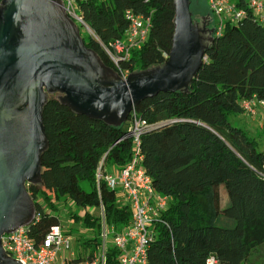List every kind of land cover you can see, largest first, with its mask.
Wrapping results in <instances>:
<instances>
[{"label": "trees", "instance_id": "1", "mask_svg": "<svg viewBox=\"0 0 264 264\" xmlns=\"http://www.w3.org/2000/svg\"><path fill=\"white\" fill-rule=\"evenodd\" d=\"M244 7L242 20L213 34L187 93H159L133 108L138 119L160 125L142 136L141 155L155 192L170 198L154 225L147 264H206L211 256L221 264H252L264 245V151L230 121L245 113L242 101L264 99V24ZM77 11L92 32L83 38L87 48L116 72L103 45L124 38L127 11L150 17L151 28L120 69L130 75L168 60L174 0H77ZM132 116L131 111L125 123L111 126L48 98L42 109L47 140L40 158L42 184L27 185L36 210L28 232L32 239L40 242L60 226L55 205L60 200L85 210L102 205L106 224L118 230L130 223V207L105 183L98 190L96 177L101 165L120 171L131 161L133 141L123 137ZM82 218L96 236L82 240L79 249L94 251L101 244V220L88 212ZM117 254L110 249L109 264Z\"/></svg>", "mask_w": 264, "mask_h": 264}, {"label": "water", "instance_id": "2", "mask_svg": "<svg viewBox=\"0 0 264 264\" xmlns=\"http://www.w3.org/2000/svg\"><path fill=\"white\" fill-rule=\"evenodd\" d=\"M174 36L166 63L124 80L87 48L62 0L0 3V264L1 237L36 219L27 185H41L47 147L42 109L49 94L73 112L119 127L133 108L159 93H187L213 43L194 22L191 0H174ZM213 33V31L211 32Z\"/></svg>", "mask_w": 264, "mask_h": 264}, {"label": "built area", "instance_id": "3", "mask_svg": "<svg viewBox=\"0 0 264 264\" xmlns=\"http://www.w3.org/2000/svg\"><path fill=\"white\" fill-rule=\"evenodd\" d=\"M243 1V2H242ZM207 0L212 18L215 20L214 35H221L227 22L237 23L244 18L247 6L255 15L256 21L264 24V0ZM68 16L76 24L88 26L77 11V0H62ZM239 3L241 6H239ZM129 29L121 40L103 45L112 63L119 69V75L126 80L128 71H122L120 64L130 60L133 50L140 49L147 41L151 28V18L127 11ZM245 113L256 115L264 109V99L256 96L241 102ZM132 120L124 139L133 141L131 161L120 171L109 172L102 165L97 172V188L101 182L120 196L122 203L131 209L130 223L116 229L106 224L104 207L100 217L101 244L96 250H75L70 234H65L61 226L51 227L40 242L29 236L30 226L18 228L15 232L1 237L4 253L21 264H109V251L116 249L115 264H147L148 248L155 238L154 225L161 214L168 209L170 198L155 192L152 179L143 167L141 155L142 136L157 128L138 119L132 110ZM84 253L86 256H83ZM206 264H221L211 256Z\"/></svg>", "mask_w": 264, "mask_h": 264}, {"label": "rangeland", "instance_id": "4", "mask_svg": "<svg viewBox=\"0 0 264 264\" xmlns=\"http://www.w3.org/2000/svg\"><path fill=\"white\" fill-rule=\"evenodd\" d=\"M191 13L194 22H196L200 27H205L207 30V37L213 36L216 22L210 16L209 10L205 4L204 0H191ZM82 38H86L89 35H92V32L87 28L77 24ZM213 31V33H211ZM129 76V75H128ZM127 76V77H128ZM54 97L61 99L63 95L60 93L49 94L48 98ZM231 124L235 127L241 128L244 131H247L249 136L254 138L258 142L259 150L264 151V132H263V123H264V109L258 110L256 115H251L248 113H241L234 115L230 118ZM107 171L114 172V168H110ZM118 200L123 202L120 196ZM56 201V200H54ZM56 213L59 216L61 229L65 234H70L73 239V247L75 250H79V245L82 240L86 238H93L96 236V230L87 228V224L84 220L83 215L85 212H88L90 215L101 217L102 210L101 206L99 207H88L86 210L78 207L69 200H60L55 202ZM72 213L79 214L80 219L73 218ZM83 256H86L84 253ZM252 264H264V245L258 249L256 253L252 255Z\"/></svg>", "mask_w": 264, "mask_h": 264}, {"label": "flooded vegetation", "instance_id": "5", "mask_svg": "<svg viewBox=\"0 0 264 264\" xmlns=\"http://www.w3.org/2000/svg\"><path fill=\"white\" fill-rule=\"evenodd\" d=\"M81 33V32H80Z\"/></svg>", "mask_w": 264, "mask_h": 264}]
</instances>
